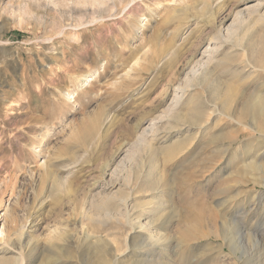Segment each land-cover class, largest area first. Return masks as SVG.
<instances>
[{
	"label": "rangeland",
	"instance_id": "1",
	"mask_svg": "<svg viewBox=\"0 0 264 264\" xmlns=\"http://www.w3.org/2000/svg\"><path fill=\"white\" fill-rule=\"evenodd\" d=\"M253 42L264 0H0V264H264Z\"/></svg>",
	"mask_w": 264,
	"mask_h": 264
},
{
	"label": "bare ground",
	"instance_id": "2",
	"mask_svg": "<svg viewBox=\"0 0 264 264\" xmlns=\"http://www.w3.org/2000/svg\"><path fill=\"white\" fill-rule=\"evenodd\" d=\"M257 17V16H256ZM249 19L247 20H242V23H245L246 21L248 22V24H255V22H257V18L255 19V18H253L252 16L251 17H248ZM213 40V39H212ZM211 42H213V41H211ZM253 48H250V50H249V56H250V58L251 59H253L257 64H259V65H261V66H264V45L263 44H261L260 42H253ZM251 46V45H250ZM252 47V46H251ZM175 88H178V86H175ZM219 87H216L215 88V90L213 91V96H214V98L216 99V98H222V108H223V110L226 112H231V114H233L234 112H233V110L231 111V109H230V106H229V103H230V100H231V96H229V89L228 88H225V90L224 91H222V90H220V92H219V89H218ZM177 90H179V89H176L175 91H177ZM230 92H232V91H230ZM190 100H189V102L187 103V104H183L182 103V97L181 98H178V100H176L174 103H175V107L173 108V110H172V113H173V115H175L177 118L178 117H180L179 115H177L178 114V112H180V110L182 109V108H184V106H187V108H189L188 109V111L189 110H193V109H195V108H197L196 107V105H193V103L194 102H196L195 100H194V102H193V98H192V96H190V98H189ZM202 99V98H201ZM252 101L253 102H251L250 104H249V102L248 103H245V105H243V109L244 110H246V109H250L251 108V110L260 102L259 101V99H258V97H253L252 98ZM236 104V103H235ZM248 107V108H247ZM248 109V110H249ZM171 111V110H170ZM188 113V112H187ZM253 113V112H252ZM171 114V113H170ZM249 114H250V112H249ZM172 115V114H171ZM170 115V116H171ZM253 121V120H252ZM253 123H254V121H253ZM191 124H193V122L191 123ZM255 125V124H254ZM163 138V137H162ZM165 140V139H164ZM148 146V145H147ZM165 147V146H164ZM158 148V147H157ZM150 153V152H149ZM60 237V236H59ZM62 237V236H61ZM65 241V240H64ZM67 242V241H66ZM68 243V242H67ZM56 247V246H55ZM21 254H22V252H21Z\"/></svg>",
	"mask_w": 264,
	"mask_h": 264
}]
</instances>
